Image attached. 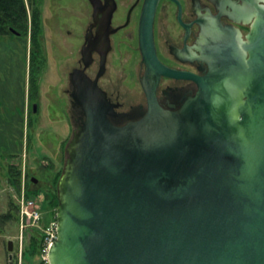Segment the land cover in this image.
<instances>
[{
	"label": "water",
	"instance_id": "water-1",
	"mask_svg": "<svg viewBox=\"0 0 264 264\" xmlns=\"http://www.w3.org/2000/svg\"><path fill=\"white\" fill-rule=\"evenodd\" d=\"M105 1L101 46L115 6ZM212 1L218 13L206 8L197 17L201 73L159 59L158 0L144 1L147 109L139 118L113 121L119 102L98 84L109 40L95 78L85 71L93 43L83 46V66L69 72L70 102L82 114L71 116L50 264H264V0ZM222 13L249 30L223 23ZM162 73L194 78L196 92L164 107L156 93ZM7 244L11 257L14 240Z\"/></svg>",
	"mask_w": 264,
	"mask_h": 264
},
{
	"label": "rangeland",
	"instance_id": "rangeland-1",
	"mask_svg": "<svg viewBox=\"0 0 264 264\" xmlns=\"http://www.w3.org/2000/svg\"><path fill=\"white\" fill-rule=\"evenodd\" d=\"M59 4H62L63 8L61 15L56 13L52 15ZM50 6L53 8L52 11ZM41 8L44 31L41 46L45 54L42 68L36 67L33 60L30 61L31 40H29V35L28 40L26 36L17 34L11 37L12 42H7L4 38L0 39L2 42L0 43V116L16 113V106L20 104L21 99L25 96L29 99L33 93V97L36 96L38 100V92H42L40 104H38L40 122L35 126V130L30 127L29 131L33 138L32 147L27 149L24 142L17 148H0L5 155L18 152L17 157L15 155L7 156V158L0 156V178L2 179L0 182V212L7 211L9 196L15 194L14 188L8 182L7 166L2 165L5 159L7 161L11 159L22 165V175L24 167L27 171L26 177L29 176L31 179L34 175L38 178L37 181L30 182L29 189L37 190L34 196L42 207L44 218L48 213L46 208L43 209V201L47 196L46 190L55 188L57 192L59 179L54 186L53 176L56 170L60 171V176L62 174L66 159L65 145L72 133L68 73L78 65L82 34L90 19V10L87 0H61L60 2L59 0H43ZM58 10L60 11L61 8ZM9 45L14 49H11ZM128 57L127 53L113 52L106 77L102 81V84L113 92V96H118L127 108L131 104L145 100L138 81L140 54ZM95 69L94 66L92 72ZM33 74L36 75L34 78L37 82L34 81L32 91L30 78ZM127 75L130 77L127 78ZM36 85L38 87L35 91ZM21 116L23 119V115ZM17 129L18 126H14L12 133H16L15 140H20L22 133L24 137L27 134V128L21 125L20 130ZM33 231V226H27L24 229L25 254L22 259H18V264H42L43 252L38 254L29 250V239ZM18 232L19 223L16 219L8 222L4 226V231L0 230V264H10L6 244L8 239L12 238L16 246Z\"/></svg>",
	"mask_w": 264,
	"mask_h": 264
},
{
	"label": "flooded vegetation",
	"instance_id": "flooded-vegetation-1",
	"mask_svg": "<svg viewBox=\"0 0 264 264\" xmlns=\"http://www.w3.org/2000/svg\"><path fill=\"white\" fill-rule=\"evenodd\" d=\"M60 1L61 0H59V2ZM87 1L90 10V19L82 34L80 57L78 65L76 66H83V46L89 45L90 42L91 44L93 43L94 48L91 52V62L85 68V71L92 78H95L100 68L101 50L103 45L106 44L105 41L109 40L105 69L97 78L98 84L106 90L111 100L119 102V105L116 107L118 112L112 117L113 121L116 123H124L130 119L139 118L147 109L146 95L142 86L141 88L145 100H140L127 108L124 107L123 102L119 100L118 96H113V92L106 88L102 84V81L106 77L108 64L113 52L120 54L127 53L129 57H133L138 53L140 54L138 81L141 85L140 77L144 74L145 64L142 61V54L139 47V20L145 0H114L115 6L110 22V32L108 36L104 35V44L102 46L99 32L100 29H102V25H106L110 7L106 6L105 0H94V2H91V0ZM235 1L240 3L242 0ZM50 8L52 11L53 8L51 6ZM60 8L61 10L59 11L58 9ZM206 8H210L213 14L218 13V9L212 0H158L153 32L157 55L164 64L177 70L194 73L202 72V70L198 68L199 65H201V61L195 57V45L197 44V37L200 32V24L197 22V17L199 13H205ZM226 8L231 9V6L226 4ZM62 9V4H59L57 10L52 12V15L56 13L60 16ZM221 20L223 23H230L238 26L243 34H245L250 27V23L234 21L224 13L221 14ZM68 31L70 32V30ZM203 65L206 67L205 63H203ZM94 66L96 69L92 72ZM128 77H130V75H127V78ZM196 89V81L190 76H173L162 73L156 93L161 105L175 109L179 107L187 97L194 95ZM68 90L70 91V87ZM81 114L82 112L79 106L74 107L71 105V116L80 118Z\"/></svg>",
	"mask_w": 264,
	"mask_h": 264
},
{
	"label": "trees",
	"instance_id": "trees-1",
	"mask_svg": "<svg viewBox=\"0 0 264 264\" xmlns=\"http://www.w3.org/2000/svg\"><path fill=\"white\" fill-rule=\"evenodd\" d=\"M42 1L43 0H0V35L15 34L10 30V26L19 30L21 32V35H24L26 37H28L29 35V38L31 40L30 61L33 60V62L36 63V67H39V68H42V64L45 60V54L41 46L42 35L44 32L43 23H42V8H41ZM35 74L31 75L32 77L30 78V81H31L30 87L32 91H33L34 81L37 82V80L34 78L36 77ZM37 87L38 86L36 85L35 91L37 90ZM31 97L33 98V93ZM37 98H39V92H38ZM34 99H36V96L34 97ZM30 109H31L30 112H32L33 111L32 105L30 106ZM31 124L32 123H30V127H31ZM33 130H35V127L33 128ZM29 131L27 134L28 140H29V143L26 144L27 149L32 147L31 145L32 138H31V134L29 133ZM0 148H3V147H0ZM10 148H13V147H10ZM17 153L14 152L12 154L10 153L9 155H5L4 152L0 151V156L1 157L3 156V158H7V156L15 155L17 157L18 156ZM2 165L7 166L9 184L14 188V190L19 191L21 182H22V165L18 162L11 161V159L8 161L5 159ZM59 176H60V171L56 170L53 176L54 186L56 185L57 180L59 179ZM1 180L2 179L0 178V182ZM26 182H27L28 189H29L30 182H34V180L30 179V177L27 176ZM46 191H47L46 192L47 196L44 198V201H43V209L46 208L48 210L47 211L48 213H47V216H44V218H42V223L44 225L48 224L52 219L54 218L56 219L55 207L58 204V197H57V192L55 188H50L49 191L48 190ZM36 193H37V190L29 189V192L27 194L34 196ZM18 207H19L18 202L12 196V194H10L7 211L0 212V230L1 231H4V226L8 222L12 221L13 219H16V220L18 219ZM44 236H45L44 231L35 227L29 239V250L40 254L43 249ZM6 248H8L7 244H6ZM9 253L10 252L8 251L10 264H18L19 258H18L16 246H14L13 254L11 257ZM24 254H25V249L22 252V258ZM14 258L16 259V262ZM41 259H42V264H43L44 260L43 258Z\"/></svg>",
	"mask_w": 264,
	"mask_h": 264
},
{
	"label": "built area",
	"instance_id": "built-area-1",
	"mask_svg": "<svg viewBox=\"0 0 264 264\" xmlns=\"http://www.w3.org/2000/svg\"><path fill=\"white\" fill-rule=\"evenodd\" d=\"M29 189L26 185V172L23 167V175L20 190L15 192V198L18 202V223L19 232L16 236L17 252L19 259L24 249V229L27 226L42 227L45 233L43 239V264H50L48 260V248L56 237V220H51L48 224H42L43 211L42 207L35 196L28 195Z\"/></svg>",
	"mask_w": 264,
	"mask_h": 264
},
{
	"label": "crops",
	"instance_id": "crops-1",
	"mask_svg": "<svg viewBox=\"0 0 264 264\" xmlns=\"http://www.w3.org/2000/svg\"><path fill=\"white\" fill-rule=\"evenodd\" d=\"M17 35H21V34H17ZM12 36H13V34L0 35V39L4 38L5 40H7V42H12V39H11ZM26 39L28 40V37H26ZM29 40H30V38H29ZM3 42H6V41H3ZM0 43H2V42H0ZM27 45H28L27 46V49H28L29 43ZM30 47H31V45H30ZM10 48L14 49L11 46H10ZM41 94H42V92L40 91L38 100L34 99V97L32 98L31 96L29 99H27V96H25L23 99L20 100V104H18L16 106V113L13 112V113H10L8 115L0 116V147L17 148L20 145H22V143L24 144V142H25V145L27 143H29L27 134H28V131L30 130V123H32L31 128H34L40 122V116L41 115L38 112V110H39L38 104H40ZM34 102H37V109L36 110H34V108H33ZM31 105H32V110H33L32 112H30V110H31L30 106ZM14 115H15V117L13 118ZM21 115H23V119H22ZM29 121H30V123H29ZM22 122H23V124H22ZM16 125L18 126L17 130H20L21 125H23L24 128H27V134H25V137H24V135L22 133V137L20 140H15L16 133L15 134L12 133L14 131V126H16ZM32 140H33V138H32Z\"/></svg>",
	"mask_w": 264,
	"mask_h": 264
}]
</instances>
